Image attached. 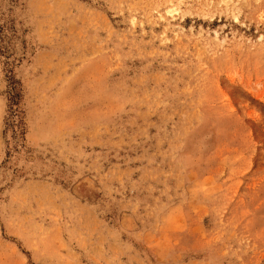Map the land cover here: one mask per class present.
<instances>
[{
  "label": "rangeland",
  "instance_id": "rangeland-1",
  "mask_svg": "<svg viewBox=\"0 0 264 264\" xmlns=\"http://www.w3.org/2000/svg\"><path fill=\"white\" fill-rule=\"evenodd\" d=\"M0 0V264H264V0Z\"/></svg>",
  "mask_w": 264,
  "mask_h": 264
},
{
  "label": "bare ground",
  "instance_id": "bare-ground-1",
  "mask_svg": "<svg viewBox=\"0 0 264 264\" xmlns=\"http://www.w3.org/2000/svg\"><path fill=\"white\" fill-rule=\"evenodd\" d=\"M182 2V0H178V2L177 3H173V4H171L169 7H168V12L169 13H172V12H174V11H176L177 10V4L179 5L180 3Z\"/></svg>",
  "mask_w": 264,
  "mask_h": 264
}]
</instances>
